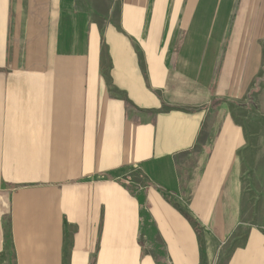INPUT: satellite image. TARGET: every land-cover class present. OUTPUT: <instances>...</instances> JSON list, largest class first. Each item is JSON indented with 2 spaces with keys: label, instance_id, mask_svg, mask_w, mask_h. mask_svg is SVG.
Returning a JSON list of instances; mask_svg holds the SVG:
<instances>
[{
  "label": "crops",
  "instance_id": "1",
  "mask_svg": "<svg viewBox=\"0 0 264 264\" xmlns=\"http://www.w3.org/2000/svg\"><path fill=\"white\" fill-rule=\"evenodd\" d=\"M263 193L264 0H0V264H264Z\"/></svg>",
  "mask_w": 264,
  "mask_h": 264
},
{
  "label": "rangeland",
  "instance_id": "2",
  "mask_svg": "<svg viewBox=\"0 0 264 264\" xmlns=\"http://www.w3.org/2000/svg\"><path fill=\"white\" fill-rule=\"evenodd\" d=\"M250 112L252 113L253 111L250 110ZM247 205L249 208L248 212L249 213L251 212L250 214L255 215V217H253L252 219L264 221V193L258 194L257 197L256 196L251 197L250 200L248 201ZM252 206H253L254 210H252ZM248 208H247V210H248ZM249 213H248V216H250ZM204 264H208V263L204 262ZM211 264H213V263L211 262Z\"/></svg>",
  "mask_w": 264,
  "mask_h": 264
}]
</instances>
